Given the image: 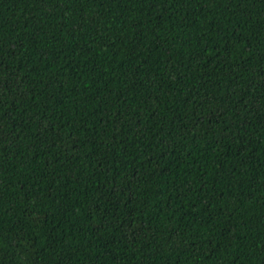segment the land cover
Here are the masks:
<instances>
[{
  "label": "trees",
  "instance_id": "obj_1",
  "mask_svg": "<svg viewBox=\"0 0 264 264\" xmlns=\"http://www.w3.org/2000/svg\"><path fill=\"white\" fill-rule=\"evenodd\" d=\"M0 264H264V0H0Z\"/></svg>",
  "mask_w": 264,
  "mask_h": 264
}]
</instances>
